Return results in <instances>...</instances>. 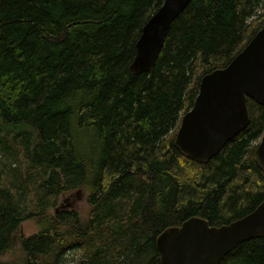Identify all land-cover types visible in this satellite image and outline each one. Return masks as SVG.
Here are the masks:
<instances>
[{"label": "trees", "instance_id": "trees-1", "mask_svg": "<svg viewBox=\"0 0 264 264\" xmlns=\"http://www.w3.org/2000/svg\"><path fill=\"white\" fill-rule=\"evenodd\" d=\"M163 2L0 0V133L32 127L37 141H24L23 157L44 173L47 198L23 209L0 186V258L18 246L20 264H57L81 247L86 258L77 264H160L156 240L165 230L192 217L228 225L264 201L254 157L264 107L252 99L248 128L209 163L175 146L201 79L264 27V0H192L153 70L134 74L142 29ZM92 133L95 158L79 148ZM82 189L88 216L56 209L61 195ZM27 220L38 232L26 237L19 230ZM220 264H264V237Z\"/></svg>", "mask_w": 264, "mask_h": 264}, {"label": "water", "instance_id": "water-1", "mask_svg": "<svg viewBox=\"0 0 264 264\" xmlns=\"http://www.w3.org/2000/svg\"><path fill=\"white\" fill-rule=\"evenodd\" d=\"M192 0H164L142 29L134 74L155 67L173 22ZM248 99L264 107V27L228 66L206 74L199 93L181 119L176 148L187 158L207 164L250 124ZM255 160L264 171V134ZM264 237V201L250 214L220 227L192 217L161 233L157 240L160 264H220L240 244Z\"/></svg>", "mask_w": 264, "mask_h": 264}, {"label": "rangeland", "instance_id": "rangeland-1", "mask_svg": "<svg viewBox=\"0 0 264 264\" xmlns=\"http://www.w3.org/2000/svg\"><path fill=\"white\" fill-rule=\"evenodd\" d=\"M26 139L30 141L31 145L37 141V134H35L31 126L15 130L9 136L3 132L0 133V186H6L10 189L14 194V198L19 201L23 209L29 204L35 209L45 198L42 196L43 193L40 190L44 173L31 169L24 159L23 149ZM79 148L81 151L87 150L95 158L97 156V142L94 134H88L86 138L81 139ZM87 199L88 194L86 190H74L61 195L59 203L55 207L56 209H68L69 211H76L82 216H88L90 207ZM120 208L122 211L121 215L124 213L125 215L128 214L129 206L121 205ZM113 223L115 225V222ZM19 231L21 235L27 237L38 232V227L35 226L32 220H27L22 222ZM21 258L22 255L18 246H15L0 258V262H15L16 264H20ZM85 258V251L81 247H74L65 250L61 254L57 264H77Z\"/></svg>", "mask_w": 264, "mask_h": 264}]
</instances>
